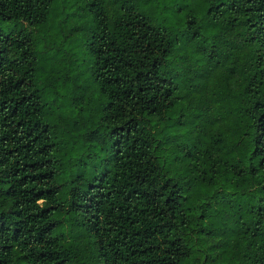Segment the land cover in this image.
Returning <instances> with one entry per match:
<instances>
[{"label":"trees","instance_id":"obj_1","mask_svg":"<svg viewBox=\"0 0 264 264\" xmlns=\"http://www.w3.org/2000/svg\"><path fill=\"white\" fill-rule=\"evenodd\" d=\"M54 2L0 0V264H264V0H85L111 151L65 187L34 49Z\"/></svg>","mask_w":264,"mask_h":264},{"label":"rangeland","instance_id":"obj_2","mask_svg":"<svg viewBox=\"0 0 264 264\" xmlns=\"http://www.w3.org/2000/svg\"><path fill=\"white\" fill-rule=\"evenodd\" d=\"M125 1L138 2L146 8L156 2L113 0L112 4L119 7ZM53 6L49 23L34 30L37 39L34 49L51 90L45 96V116L52 126L55 154L60 159L56 179L65 187L77 175L96 174L111 151V139L106 126L98 125L106 98L90 73L92 54L88 45L95 28L91 11L85 0H55ZM19 27L17 21L0 16L3 32ZM181 65L175 67L176 78ZM71 103L78 104L72 105L76 112L71 111ZM85 126L94 130L96 136L89 137Z\"/></svg>","mask_w":264,"mask_h":264}]
</instances>
